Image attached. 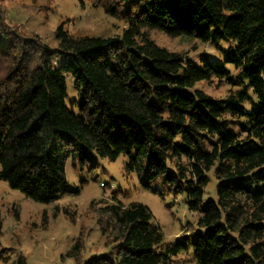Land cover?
Here are the masks:
<instances>
[{
    "label": "trees",
    "instance_id": "16d2710c",
    "mask_svg": "<svg viewBox=\"0 0 264 264\" xmlns=\"http://www.w3.org/2000/svg\"><path fill=\"white\" fill-rule=\"evenodd\" d=\"M78 1L126 26L74 35L60 24L51 47L0 6V180L48 203L66 191L68 161L83 169L123 154L143 187L185 192L198 230L166 242L146 205L93 201L108 251L83 264H264V0ZM176 38L234 45L223 64L207 54L198 64L164 42ZM210 171L214 197L203 201Z\"/></svg>",
    "mask_w": 264,
    "mask_h": 264
},
{
    "label": "rangeland",
    "instance_id": "374dc122",
    "mask_svg": "<svg viewBox=\"0 0 264 264\" xmlns=\"http://www.w3.org/2000/svg\"><path fill=\"white\" fill-rule=\"evenodd\" d=\"M186 5L188 0H178ZM0 6L10 24L23 32H34L55 47V32L58 25L74 35H112L120 33L126 24L106 15L90 4L81 5L78 0H0ZM172 49H189L192 59L199 64V56L207 54L216 63L224 62L226 51L233 46L231 40L201 42L197 39L176 38L164 40ZM192 44L196 46L191 47ZM62 59L53 60L61 66ZM69 109L78 112L79 95L73 77L66 73ZM212 95L224 94L226 87L202 85ZM123 154L115 160L97 158L93 164L80 169L67 162L66 191L54 201L43 203L9 188L0 180V264H16L23 259L25 264H83L90 257L105 254L108 246L101 233L98 215L93 211V201H107L124 205L142 203L160 228L166 242H174L198 230L196 215L187 208L185 192L163 191L162 194L143 187L135 173H127ZM206 198L214 197L216 180L212 171ZM81 247L80 259L73 255L76 243ZM182 257V256H181ZM179 259L172 264H193Z\"/></svg>",
    "mask_w": 264,
    "mask_h": 264
}]
</instances>
